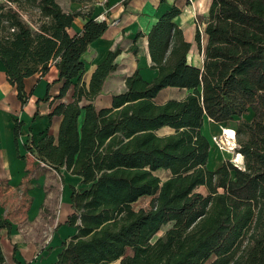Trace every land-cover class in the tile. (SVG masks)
I'll list each match as a JSON object with an SVG mask.
<instances>
[{
  "label": "trees",
  "instance_id": "16d2710c",
  "mask_svg": "<svg viewBox=\"0 0 264 264\" xmlns=\"http://www.w3.org/2000/svg\"><path fill=\"white\" fill-rule=\"evenodd\" d=\"M181 13L171 6L146 35L156 76L148 82L136 70L109 108L93 102L118 68L119 45L87 86L83 71L73 82L65 63L55 65L58 93L48 88L40 101H60L69 90L71 101L48 114L61 119L56 138L41 133L24 145L33 161L81 179V189L69 186L73 212L66 222L77 232L54 264H264V0H211L193 42L174 22ZM61 20L58 0H0V62L21 106L31 95L26 80L49 71ZM194 50L199 66L188 60ZM128 51L139 55L135 43ZM166 88L186 94L157 105ZM243 116L233 129L240 168L224 160L210 170L205 120L226 124ZM23 125L14 120L15 143ZM162 128L172 133L158 136ZM159 170L168 176L159 178ZM143 197L149 207L134 210ZM0 228L10 224L0 221Z\"/></svg>",
  "mask_w": 264,
  "mask_h": 264
},
{
  "label": "crops",
  "instance_id": "0c3cea01",
  "mask_svg": "<svg viewBox=\"0 0 264 264\" xmlns=\"http://www.w3.org/2000/svg\"><path fill=\"white\" fill-rule=\"evenodd\" d=\"M178 1L94 0L84 5L58 0L62 20L53 39L55 46L51 53L50 68L45 76L35 75L26 80V90L28 93L31 91V95L25 106H21L17 100L16 92L7 82L0 62V221L10 224V230L0 228L4 264H54L62 243L69 241L77 232L66 222L73 212L69 186L81 189V179L64 169L60 170L61 177L54 170L33 161L24 149L29 136L35 142L41 133L48 132L54 138L57 137L61 119L53 117L49 120L48 114L59 102L71 101V90L60 101H40L48 88L49 95L58 93L60 83L53 84L57 80L55 65L65 63L71 69L74 64H82L79 72L87 71V86L96 66L119 45L122 51L115 59L118 68L106 81L102 94L93 102L95 106L98 100L105 98L97 110L111 107V96H105L109 80L114 77L121 80L120 93L124 89V79L136 70L148 82L156 76L157 72L150 69L146 35L171 6L179 7L176 4ZM77 12L84 14L83 17L72 16ZM178 21L186 23V14L182 12L174 19L182 29ZM138 33L142 37L135 42ZM134 43L139 47L137 58L128 51ZM175 91L181 90L163 89L154 99L155 103L162 105L169 100L184 98L171 97L170 94ZM160 96L162 101L158 103L156 99ZM14 120L24 124L16 143L13 136ZM214 156L215 153L212 160ZM209 164L208 159L207 167ZM15 194L20 195L18 199L27 194L30 199L23 218H14L8 212L7 206ZM111 264H119V261Z\"/></svg>",
  "mask_w": 264,
  "mask_h": 264
},
{
  "label": "rangeland",
  "instance_id": "374dc122",
  "mask_svg": "<svg viewBox=\"0 0 264 264\" xmlns=\"http://www.w3.org/2000/svg\"><path fill=\"white\" fill-rule=\"evenodd\" d=\"M211 0H179L178 3H176L181 9L182 12L186 14L187 16V22L182 24L180 21H178V24L182 26V30L184 33V37L187 41L193 42L194 39V33L195 30L197 29V27L199 28V30L202 32L203 30V25L201 24L202 18L206 16L207 14V10L208 7L210 5ZM54 50V46L51 50V53ZM51 53L49 55V62H50V58H51ZM188 60L189 62L199 66L201 64V56H199L196 52V50H194L191 54H189L188 56ZM71 72H72V76H73V82H76L77 80V76L79 74H81L79 71L82 68V64H74L70 67ZM87 72V71H86ZM83 72L81 74V79L82 80H87V73ZM121 80L119 78L114 77L113 79L108 81V92L105 93V96L107 95H112V94H116L118 93V91L121 88ZM185 92L183 91H175L173 93L170 94L171 97H175V98H181L182 96H185ZM167 97V96H166ZM105 98H101L100 100H98L95 103L96 108H99V105L101 102H103ZM65 100V99H64ZM159 101H162L161 96L158 97L156 99V102L159 103ZM246 116L240 117V118H234L231 121H229L226 124H217V123H213L211 121H207L205 120L204 123L208 124V129L209 132H207L208 134H205L204 136H206V138L209 140L210 142V146H211V150L209 153V161L210 164L208 166V168L210 170L215 169L218 165H220L224 160H229L230 162H232V164L237 163L234 162V158L233 156L235 155V153L233 151H230L231 154H229L227 151H225V146L223 144H221L223 137V133L221 132L222 128H227V129H234L236 124L240 121V120H244L246 119ZM172 133V130L168 129V128H162L160 130H158L156 132V134L158 136H163V135H167ZM215 153V156L212 160V156ZM234 159V160H233ZM155 175L158 176L161 179H165L168 174L162 170H159L157 172H155ZM26 186V185H25ZM24 186V187H25ZM199 192L205 193V191L203 189H199ZM19 196H17V194H15V196H13L11 198V200L9 201V205L7 206L8 208V212H10V216H14V218H23V215L27 209V205L30 203L29 202V197L27 194H25L22 199L19 198ZM149 207V198L147 197H143L141 199H139L137 202L132 204V208L134 210H137L139 208H145L147 209ZM45 213L47 212L46 210H44ZM170 227V225H166L164 227L161 228V230L154 236L153 241L161 236L168 228Z\"/></svg>",
  "mask_w": 264,
  "mask_h": 264
},
{
  "label": "bare ground",
  "instance_id": "6f19581e",
  "mask_svg": "<svg viewBox=\"0 0 264 264\" xmlns=\"http://www.w3.org/2000/svg\"><path fill=\"white\" fill-rule=\"evenodd\" d=\"M207 128H208V124L204 123L203 127L201 129V132L203 135L208 134L207 133ZM221 132L223 133V139L221 144H223L225 146V151H227L229 154H231V148L232 146H234V138H235V132L233 129H227V128H222ZM234 162L240 163L242 161V157L241 155L237 154L233 156Z\"/></svg>",
  "mask_w": 264,
  "mask_h": 264
},
{
  "label": "built area",
  "instance_id": "2783aa9c",
  "mask_svg": "<svg viewBox=\"0 0 264 264\" xmlns=\"http://www.w3.org/2000/svg\"><path fill=\"white\" fill-rule=\"evenodd\" d=\"M235 148H236V143H235V139H234V146H232V148H231V151H233V152H234ZM241 164H242V162H240V165H241ZM240 165H239V164H236V163H234V166H235V167H237V168H240Z\"/></svg>",
  "mask_w": 264,
  "mask_h": 264
},
{
  "label": "water",
  "instance_id": "95a60500",
  "mask_svg": "<svg viewBox=\"0 0 264 264\" xmlns=\"http://www.w3.org/2000/svg\"><path fill=\"white\" fill-rule=\"evenodd\" d=\"M235 155H237V154H235ZM242 162V161H241Z\"/></svg>",
  "mask_w": 264,
  "mask_h": 264
}]
</instances>
